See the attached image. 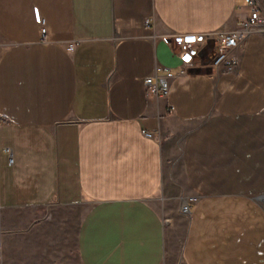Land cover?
Masks as SVG:
<instances>
[{"label":"crops","instance_id":"crops-1","mask_svg":"<svg viewBox=\"0 0 264 264\" xmlns=\"http://www.w3.org/2000/svg\"><path fill=\"white\" fill-rule=\"evenodd\" d=\"M244 3L0 0V264H264V35L232 72L174 53ZM170 165L194 197L179 258Z\"/></svg>","mask_w":264,"mask_h":264},{"label":"built area","instance_id":"built-area-1","mask_svg":"<svg viewBox=\"0 0 264 264\" xmlns=\"http://www.w3.org/2000/svg\"><path fill=\"white\" fill-rule=\"evenodd\" d=\"M247 8L240 18L241 28L238 30L212 31L211 33H189L183 36L174 50L180 56L181 63L178 73L186 74L194 68L209 67L212 73L232 72L239 67V55L236 49L251 33L259 31L264 35V0H244ZM34 18L40 23L41 34L45 32V20L40 17L35 7ZM207 50L209 52H207ZM175 76L168 66L155 67V71L144 78L147 94L158 97L168 95L171 79ZM174 108L170 106L169 111ZM148 138L154 133L143 130Z\"/></svg>","mask_w":264,"mask_h":264},{"label":"rangeland","instance_id":"rangeland-1","mask_svg":"<svg viewBox=\"0 0 264 264\" xmlns=\"http://www.w3.org/2000/svg\"><path fill=\"white\" fill-rule=\"evenodd\" d=\"M175 162L172 163V166L175 164ZM172 166L170 165L168 169L169 183L167 185L169 187L167 188L166 193H168L169 196L167 197L166 202H165L166 204L165 211L167 212L166 218H168L170 222L174 223V227H172L173 228L172 233L174 236L173 244L176 249V257L179 258L182 254L181 245H182V240H184L183 231L187 225V218L190 214L189 209H190L191 202L194 200V197L191 191H186L185 190L186 188L183 187V185L186 186V184L176 183L175 181L176 177H180L181 179L182 177L180 176L181 173L179 171L172 169ZM172 179H173V182H172ZM183 188L185 189L183 190ZM184 194H186V196L189 197V200H187L186 202L187 210H188L187 213L181 210L182 201L185 198V196H183ZM179 264L181 263L179 262Z\"/></svg>","mask_w":264,"mask_h":264},{"label":"bare ground","instance_id":"bare-ground-1","mask_svg":"<svg viewBox=\"0 0 264 264\" xmlns=\"http://www.w3.org/2000/svg\"><path fill=\"white\" fill-rule=\"evenodd\" d=\"M181 210H183L185 213H187V212H188V210H187V205H183V207H182Z\"/></svg>","mask_w":264,"mask_h":264}]
</instances>
